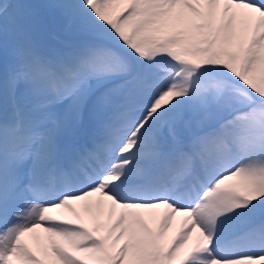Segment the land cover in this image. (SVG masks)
Listing matches in <instances>:
<instances>
[{"label":"snow or ice","instance_id":"6c2138e0","mask_svg":"<svg viewBox=\"0 0 264 264\" xmlns=\"http://www.w3.org/2000/svg\"><path fill=\"white\" fill-rule=\"evenodd\" d=\"M0 264H264V0H0Z\"/></svg>","mask_w":264,"mask_h":264},{"label":"rangeland","instance_id":"374dc122","mask_svg":"<svg viewBox=\"0 0 264 264\" xmlns=\"http://www.w3.org/2000/svg\"><path fill=\"white\" fill-rule=\"evenodd\" d=\"M12 3H38L41 0H10ZM179 218H177V226H178Z\"/></svg>","mask_w":264,"mask_h":264},{"label":"bare ground","instance_id":"6f19581e","mask_svg":"<svg viewBox=\"0 0 264 264\" xmlns=\"http://www.w3.org/2000/svg\"><path fill=\"white\" fill-rule=\"evenodd\" d=\"M17 1V0H16Z\"/></svg>","mask_w":264,"mask_h":264}]
</instances>
